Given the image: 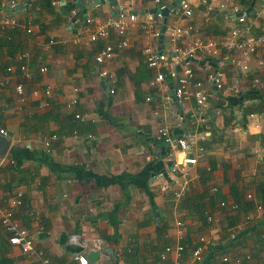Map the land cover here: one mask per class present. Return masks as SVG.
Listing matches in <instances>:
<instances>
[{
	"label": "crops",
	"instance_id": "0c3cea01",
	"mask_svg": "<svg viewBox=\"0 0 264 264\" xmlns=\"http://www.w3.org/2000/svg\"><path fill=\"white\" fill-rule=\"evenodd\" d=\"M18 1L13 7L0 0V79L8 80L0 87V134L4 129L10 140L0 155V205L10 207L23 193L15 217L35 248L59 264H80L77 254L89 259L91 251L100 256L90 264H173L174 253L165 259L162 254L180 241L182 220L187 253L200 238L209 241L203 251L207 264H219L224 254L232 264H264V208H258L264 204V46L248 71L227 65L224 87L209 84L212 97L199 112L195 100L174 99L171 78L161 90L151 85L156 71L144 59L142 24L156 0H106L90 8L76 0ZM162 1L169 6L176 0ZM190 1L193 15L173 6L167 27L192 26L201 38L220 42L247 12L246 25L264 35V15L257 14L264 0H209L210 15L203 0ZM120 8L138 17L126 33L129 45L117 47L121 37L115 29L90 40ZM10 18L15 26L4 22ZM107 45L115 47L113 56L98 62ZM154 46L169 51L166 31ZM23 52L29 54L25 59ZM189 64L207 82L216 58L199 52ZM168 95L172 99L165 102ZM165 128L174 139L194 143L187 152L168 144L161 137ZM199 147L205 155L197 164L171 170V159L181 161ZM185 180L186 195L174 197ZM224 200L229 205L222 206ZM39 263L38 255L26 256L12 245L0 224V264Z\"/></svg>",
	"mask_w": 264,
	"mask_h": 264
},
{
	"label": "built area",
	"instance_id": "2783aa9c",
	"mask_svg": "<svg viewBox=\"0 0 264 264\" xmlns=\"http://www.w3.org/2000/svg\"><path fill=\"white\" fill-rule=\"evenodd\" d=\"M206 5V14L210 15L213 10V5L209 0H203ZM20 2L18 0H10V5L16 7ZM28 2H24L23 5H27ZM157 7L155 11L149 14L146 20L143 22L142 27L144 30L145 46L143 49L144 59L146 65L156 71L154 79L151 81L153 87L162 89L167 84L166 78L169 77L175 82L173 97L174 99L183 104L189 100H195L197 104V111L202 112L203 107L207 105L209 99L212 97L210 85H215L218 89L224 87L225 70L228 64L236 65L240 70L248 71L250 67L251 58L258 53V50L264 46V35L253 34L250 26L246 25L248 13L243 12L238 18V23L228 34L220 41L214 39H204L197 35L192 26H181L178 24H172L167 27L166 35L171 45L169 51L159 50L154 46V41H159L162 38V26L165 18L164 10L168 7L162 0H156ZM179 10L186 16L193 15V8L190 0H182L179 5ZM258 15H264V4L262 5ZM138 17L134 12H128L125 8H120L115 16L109 17L103 24L97 26V28L89 35V39L92 41L98 40L108 36L110 29H115L120 35L121 39L117 45L118 48L127 47L129 45L126 33L136 23ZM92 21L91 19L88 20ZM5 23L16 25L17 22L13 18L5 19ZM187 39L186 45H180L181 39ZM223 48V51H220ZM115 47L107 45L97 55L98 62H102L105 59L113 56ZM199 52H204L209 56L216 58V67L209 71L208 81L200 80L197 78L194 69L189 64L190 59L194 58ZM29 54L23 52L20 54L21 59H25ZM260 66L264 65V54L259 60ZM20 69L23 74L27 75V66L25 63L21 64ZM13 70L12 66L7 68V72L10 73ZM47 67H42L41 71L45 72ZM105 75V72L102 73ZM8 83L7 78L0 79V87H4ZM259 78L254 79L253 86H257ZM16 91L21 96L25 94V88L22 83L16 85ZM112 92L114 90L112 89ZM38 94L37 91L34 92ZM150 99V97H148ZM171 96H166L165 102L171 100ZM77 99L72 100V104L76 103ZM253 116V114L251 115ZM76 117H81L80 114H76ZM185 120V113L179 114V125ZM1 133H6L4 129ZM56 137V134L51 136ZM161 137L168 144L173 146H180L187 152L188 148L194 143V141L188 140L186 137L180 139H174L170 134L169 129L165 128L161 130ZM51 139L45 140V145L49 147L51 145ZM205 155L204 147H199L196 153L183 156L181 161L171 159V170L173 172H179L181 165H193L197 164L200 159ZM3 160H0V165ZM12 162H14L12 160ZM183 176V175H182ZM186 184H180L178 188L173 191V195L176 198H183L186 195ZM23 193L18 192L16 197L12 198L11 206L0 205V224L4 226L9 233V242L12 245L19 247L22 253L26 256L38 255L40 257L39 264H59L51 260L43 251H39L35 248L32 237L29 230L20 224L15 217L14 208L22 204ZM249 198L253 195L249 194ZM222 206L229 205L225 200L221 202ZM232 208H237L236 203H231ZM259 209L264 208V204L258 205ZM206 218L209 222L213 221V215L210 211H206ZM251 217L248 216L247 219ZM179 226V238L180 241L175 245H168L162 254V258L165 259L169 253H174L175 258L173 264H207L204 261L203 251L209 248V241L202 237L199 243L191 253L186 252V246L181 239H183L185 233V224L182 220L177 221ZM76 259L80 264H90L88 257L79 253ZM240 261L236 260L235 264H239ZM219 264H232V260L229 254H224L221 257Z\"/></svg>",
	"mask_w": 264,
	"mask_h": 264
},
{
	"label": "water",
	"instance_id": "95a60500",
	"mask_svg": "<svg viewBox=\"0 0 264 264\" xmlns=\"http://www.w3.org/2000/svg\"><path fill=\"white\" fill-rule=\"evenodd\" d=\"M89 4H84L86 2V0H76V3H78V5H85L87 8L92 7L95 4H98L100 2H104L106 0H88ZM182 2V0H176L175 3L173 5H169L165 10H164V22H163V26H162V36L164 35L165 31H166V27H167V23H168V19H169V12L170 9L173 8V6H176L178 4H180ZM10 146V140L3 134H0V155H4L7 153L8 148ZM100 256V252L99 251H91L90 252V256L89 259L91 262H95L97 261V259Z\"/></svg>",
	"mask_w": 264,
	"mask_h": 264
}]
</instances>
